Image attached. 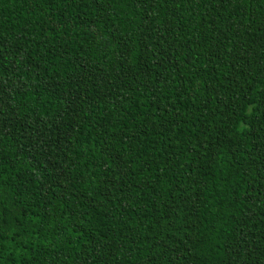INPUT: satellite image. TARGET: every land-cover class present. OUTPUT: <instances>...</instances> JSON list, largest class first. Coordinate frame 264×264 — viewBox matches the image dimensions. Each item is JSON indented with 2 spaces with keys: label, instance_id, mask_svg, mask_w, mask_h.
Here are the masks:
<instances>
[{
  "label": "trees",
  "instance_id": "16d2710c",
  "mask_svg": "<svg viewBox=\"0 0 264 264\" xmlns=\"http://www.w3.org/2000/svg\"><path fill=\"white\" fill-rule=\"evenodd\" d=\"M0 264H264V0H0Z\"/></svg>",
  "mask_w": 264,
  "mask_h": 264
}]
</instances>
